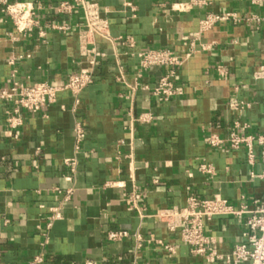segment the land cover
<instances>
[{"label": "crops", "instance_id": "obj_1", "mask_svg": "<svg viewBox=\"0 0 264 264\" xmlns=\"http://www.w3.org/2000/svg\"><path fill=\"white\" fill-rule=\"evenodd\" d=\"M19 1L38 9V28L20 35L0 12V89L12 82L60 86L84 69L93 70V83L77 97L58 93L38 113L20 112L15 128L7 122L13 106L0 102V264H225L192 254L151 216L184 208L190 197H221L248 209L264 201L259 147L250 163L244 146L205 142L227 139L236 122L246 126L239 134L264 132V81L254 78L264 64V0H209L189 9V0H83L108 23V37L87 44L82 11H54L69 0ZM225 13L236 19L203 31L206 16ZM163 49L186 56L168 101L151 92L163 71H141L136 56ZM140 115L150 121L137 122ZM76 127L84 135L79 144ZM132 193L140 195L138 211L127 202ZM55 211L60 219L47 229ZM244 219L205 223L218 254L247 243ZM119 231L127 236L108 240ZM136 235L144 240L140 249Z\"/></svg>", "mask_w": 264, "mask_h": 264}, {"label": "built area", "instance_id": "obj_2", "mask_svg": "<svg viewBox=\"0 0 264 264\" xmlns=\"http://www.w3.org/2000/svg\"><path fill=\"white\" fill-rule=\"evenodd\" d=\"M209 0H189L184 4L185 9L193 6H202ZM263 0H251L253 6H258ZM80 9L83 13L84 24L81 40L87 44L92 36L108 37V23L100 17L95 5L86 3L83 0H69L58 3L54 11L59 15H71L75 10ZM38 9L30 3L19 0H0V12L11 22L15 31L20 35L38 28L37 14ZM234 14L208 15L200 23L203 31L211 29L216 23L234 20ZM52 29L57 31H68L66 25H54ZM40 38L43 33H39ZM138 65L141 71L152 68H159L163 71L158 81L153 86L151 92L155 97H161L164 101L171 99L177 89L173 85L172 78L175 69L179 68L186 59V56H178L168 49L145 50L137 55ZM254 78L264 81V64L255 73ZM93 83V70L84 69L77 74L69 75L60 86H53L48 83H37L32 86H23L17 82H12L9 87L0 89V102L10 103L13 106L12 115L7 120L10 128L19 125L18 116L20 112L38 113L56 101L57 94L68 92L77 97L88 86ZM139 123H148L149 115H140L136 119ZM234 130L230 136L223 140L215 135L208 136L205 142L212 148L227 145L232 151L244 146L247 149L248 161L252 163L254 153L253 145L259 149V160L264 164V132L258 136L239 134L237 130H245L246 126L234 123ZM76 143L79 144L84 138L80 127L75 129ZM71 170H74V163H68ZM201 170L209 172L205 166ZM140 198L138 193L128 196V204L131 209L138 211L137 202ZM141 218L145 216L140 214ZM151 217L163 223L166 228L179 236L180 241L190 248L192 254L202 256L209 263L223 261L225 264H264V201L256 203L252 209H248L245 204L236 208L226 199L213 197L210 199H199L190 197L184 208H171L157 211ZM227 217H245L242 224V236L247 239L246 244L236 245L227 256L218 254V240L205 231V223L213 219ZM60 219V214L53 212L46 223L49 229L52 223ZM124 231L112 232L108 235L109 241H119L126 237ZM135 248L140 249L144 240L136 235ZM153 243L169 254L174 253L172 246L163 244L161 241ZM40 259H35L30 264H39Z\"/></svg>", "mask_w": 264, "mask_h": 264}]
</instances>
